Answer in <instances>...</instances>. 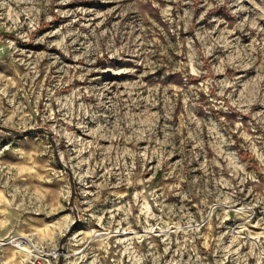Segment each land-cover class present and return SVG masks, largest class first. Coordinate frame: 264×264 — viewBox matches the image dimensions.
<instances>
[{
  "label": "rangeland",
  "instance_id": "374dc122",
  "mask_svg": "<svg viewBox=\"0 0 264 264\" xmlns=\"http://www.w3.org/2000/svg\"><path fill=\"white\" fill-rule=\"evenodd\" d=\"M0 123V264H264V0H0Z\"/></svg>",
  "mask_w": 264,
  "mask_h": 264
},
{
  "label": "water",
  "instance_id": "95a60500",
  "mask_svg": "<svg viewBox=\"0 0 264 264\" xmlns=\"http://www.w3.org/2000/svg\"><path fill=\"white\" fill-rule=\"evenodd\" d=\"M0 129L5 130V131H9V132L19 133V134H27L29 132L43 131V132H47L49 135H51V132H49L43 126L31 127V128L19 130V129H16V128H13V127H10V126H7V125H4V124L0 123ZM68 171H69V173L71 175V180H72V178H73L72 172H71V170H68ZM74 199H75V188H74V185H73V182H72V194H71V198H70V205L73 208V211L75 213V223H73L71 225V227L69 228L68 232L64 235V237L60 241V247H59L60 257H59L58 264H64L63 263V247H64V244H65L67 238L69 237V235L72 233L74 227L76 226V222H78V220H79V215L77 213V209H76L75 204H74Z\"/></svg>",
  "mask_w": 264,
  "mask_h": 264
},
{
  "label": "built area",
  "instance_id": "2783aa9c",
  "mask_svg": "<svg viewBox=\"0 0 264 264\" xmlns=\"http://www.w3.org/2000/svg\"><path fill=\"white\" fill-rule=\"evenodd\" d=\"M14 243L19 249H25L29 246V239L25 236L16 237Z\"/></svg>",
  "mask_w": 264,
  "mask_h": 264
},
{
  "label": "crops",
  "instance_id": "0c3cea01",
  "mask_svg": "<svg viewBox=\"0 0 264 264\" xmlns=\"http://www.w3.org/2000/svg\"><path fill=\"white\" fill-rule=\"evenodd\" d=\"M1 192H2L3 195H5V194L3 193V189L0 188V194H1ZM5 196H6V195H5ZM6 197H7V196H6ZM6 197H5V198H6ZM0 199L3 200L2 196H0ZM1 203H2V202H1ZM19 237H20V236H19Z\"/></svg>",
  "mask_w": 264,
  "mask_h": 264
}]
</instances>
